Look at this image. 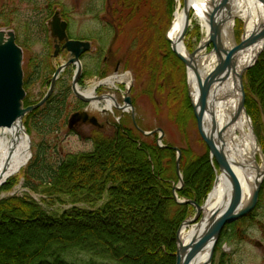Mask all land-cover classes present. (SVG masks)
Returning <instances> with one entry per match:
<instances>
[{
	"label": "trees",
	"instance_id": "trees-1",
	"mask_svg": "<svg viewBox=\"0 0 264 264\" xmlns=\"http://www.w3.org/2000/svg\"><path fill=\"white\" fill-rule=\"evenodd\" d=\"M36 1L0 0V26L11 24L10 15L22 3ZM174 1L117 0L111 22L103 25L105 38L115 41L123 26L146 7L151 11L147 25L154 28L158 8L166 5L172 11ZM144 28L147 26H140V36ZM152 33L148 42L139 40L138 35L133 37L137 43L131 47L126 68L134 70L136 86L149 99L155 114L165 110L169 122L188 144L179 147L184 180L177 190L179 198L203 204L219 166L199 134L203 151L197 152L189 144L197 121L189 96L187 69L173 52L164 29ZM17 41L20 42L18 38ZM106 49V44H98L97 52L102 54ZM46 58L49 57L34 60V64L30 60L24 79L26 89L32 80L45 77L48 66L42 65L47 63ZM244 80L246 110L264 150V48ZM70 96L69 86L62 85L44 106L28 115H41L44 125L40 123L38 128L50 131ZM37 101L26 95L24 104ZM52 103L49 112L42 114L43 108ZM114 126L111 133L97 130L92 134L91 151L68 154L58 161H47L46 156H35L29 161L23 171L25 186L36 190L37 184H46L49 195H69L92 205H75L51 213L31 197L0 198V264H176L177 232L195 207L178 203L174 196L173 188L179 181L175 145L163 138L164 145L160 146L158 134L144 135L135 125ZM16 181V177L9 179L0 191L11 189ZM250 219H254V213L228 224L222 239H243V233L238 236L235 232L237 223L247 225ZM75 252L84 258L71 259Z\"/></svg>",
	"mask_w": 264,
	"mask_h": 264
},
{
	"label": "rangeland",
	"instance_id": "rangeland-1",
	"mask_svg": "<svg viewBox=\"0 0 264 264\" xmlns=\"http://www.w3.org/2000/svg\"><path fill=\"white\" fill-rule=\"evenodd\" d=\"M116 3L117 0H38L36 2L22 3V5L16 8L15 12L10 15L12 20L11 24L2 25L0 26V29L13 30L16 33V37L20 40V42H17L24 52V79L28 72V64L30 63V60L33 62L34 60L38 61L40 58H45L46 56L49 57L48 59L46 58L47 63L42 65L44 68L45 66H48L45 71V77L36 78L35 81L32 80L31 86L27 89L25 88L26 95L36 100L41 99L48 89L45 81L49 79L54 70L69 57V54L64 51L57 57L50 58V53L52 54L54 51L53 42L48 38V34H46V31L44 30V28L47 29V22L51 18L54 10H60L61 13L64 15L66 14L65 17L70 23V35L77 38H94L93 50L83 60V63L86 66V71H92L94 69V66L97 63L95 61L99 55H111L108 53V50L112 48V69L110 70L108 77L117 76V78L113 84H109L108 86L107 83H105L103 86H108L111 95L120 104L123 103L124 94L131 88L130 95L134 103L135 121L138 126L146 131L155 128H162L164 130V139L177 147H186L188 145L187 142L182 138L177 128L169 122L166 111H162L159 115L155 114L149 99L144 96L141 89L136 86L134 70L126 68V60L132 54L131 47L137 43L134 42L133 37L138 35L139 40L143 38L148 42L151 38V34H153L152 32H155L158 29H164V33L167 36L179 0L174 1L175 4L172 11H170V6L167 7L166 5H163L161 10L158 8L156 12L158 21L154 28H149L146 22V19H148V16H150L151 13L150 7L142 8L131 22H128L123 26L122 32L118 33L115 41L112 40V42L105 43L107 44L106 51L102 52V54H98L97 47L99 43L95 38H97L99 31L103 29V25L106 24L105 21L111 22V18H113L112 12L114 13L116 10ZM6 11L9 12L10 8L8 9L7 7ZM114 22H116L115 19ZM143 24L147 26V28H144L145 32L142 31L143 35L140 36V26ZM243 32L244 22L237 18L233 28V39L238 42ZM203 36L204 29L193 12L191 15L189 30L184 38V43L189 52L194 51L198 47ZM25 42L27 43L25 44ZM116 67H118V71H116ZM74 69L75 65L72 66V69L70 68L61 73V78L64 77L65 80L68 78V83H70L74 75ZM99 80V77L89 75L86 77L84 84H82L80 88L82 90H87L97 84ZM96 91L97 88L95 94ZM77 103L75 97L71 95L67 104L63 108L62 115L58 119L54 129L52 128L50 131H43L41 130V127L38 128L40 123L42 126L44 125L41 115L37 114V117L36 115L25 116L24 125L32 142V159L35 158V156H46L47 161H58L66 157L68 154L87 152L94 149L93 141L89 137H84L94 130L93 126H81L80 124L76 126L74 131L70 130L68 127L70 115L78 108ZM53 104L54 103L46 105L43 108L42 114L48 113ZM99 107L101 108L102 106L99 104ZM90 109H92L93 113H99L94 106L90 107ZM107 112L110 114L114 125L120 122L125 123L128 126H134L131 109L122 112L121 110L113 108V110ZM100 120L102 121V119ZM114 125L112 126V129H114ZM112 129H107V133H111ZM198 134L197 129L193 130L189 144L197 152H202L203 146L198 142ZM255 134L261 148L258 160L259 162H262L264 159V150L259 142V137L256 132ZM27 167L28 165L23 171L26 170ZM23 171L18 176H15L17 181L11 189L0 191V198L13 195L31 197L51 213H60L75 205L86 208L91 207V203L83 202L69 195L47 194L45 190L48 185L46 184H37L36 190L30 189L25 186ZM194 214L195 210L190 217H193ZM249 221L250 223L247 225L243 224L241 221L237 223L235 232L238 236H240L238 232H245L243 233V239H240L238 236V238L235 236V238L231 240H223L222 237L219 239L213 256L214 259L211 264L217 263L221 253L226 254V264H264V186L261 200L254 211V219H250ZM71 257L73 260H81L84 258V255L75 252L71 254ZM12 262L13 261H11V263Z\"/></svg>",
	"mask_w": 264,
	"mask_h": 264
},
{
	"label": "water",
	"instance_id": "water-1",
	"mask_svg": "<svg viewBox=\"0 0 264 264\" xmlns=\"http://www.w3.org/2000/svg\"><path fill=\"white\" fill-rule=\"evenodd\" d=\"M226 1L227 0H223L221 4L216 7L215 10L210 14V30L208 40L204 44L203 42H200L198 47L194 51L189 52L188 57L183 54L177 46H174L172 44L167 34V39L171 42V48L176 56L185 64L187 68V74L188 70L191 69L195 77L197 97L195 98L193 95L189 76L188 90L197 121V129L199 135L208 147L210 157L218 164L219 170L225 171L228 174L232 189L231 200L228 208L225 210H221L220 208L214 210L204 223L207 199L203 204H199L195 200L180 199L177 195V190L182 188L184 180L180 171L181 149L177 146L173 147L177 151V172L180 178V186L175 185L173 188L175 199L178 203L191 204L196 208L195 215L192 218L186 219L177 232L176 264H191V262L195 260V258L200 253H202L209 245H211V252L209 261L206 264H211L215 248L219 242L220 236L225 226L248 215L256 208L259 202L260 192L264 181L263 172L249 201L246 205L241 206L243 199L241 180L239 179L233 168L234 164L231 162V159L227 155L225 149V141L223 138V130L217 124L211 108L215 86L217 84L225 82L229 79V77L236 75L240 53L249 46H252L259 42L262 43V50L264 47V23H262L248 37H245L244 30L240 42H237L234 39V44L231 47L224 46L221 38V20L218 11L224 7ZM260 1L264 3V0ZM184 9L186 13V20L184 28L179 37L180 43L184 41L191 23L190 9L186 0H184ZM48 26L50 34L54 39L59 42L64 41L61 47L60 45L55 46L54 56H58L60 48H62V50H67L69 52V59L66 63L61 64L56 69L52 77L50 88L48 89L44 97H42L36 104H32L29 106H24L26 91L24 88L23 49L17 44L16 33L13 30L0 29V127H11L13 126V124L19 123L24 128L27 134L30 147L32 146V142L29 134L25 129L24 118L27 114L40 108L47 102L54 91L57 78L68 65L76 64L77 66L72 83L73 93L82 101L87 102L90 100L89 97H87L79 90L78 80L82 74V63L80 57L85 52L91 50V43L89 41L70 39L68 37L66 31L68 23L66 20L62 19L59 10H55L51 19L48 21ZM209 46H212L211 52L215 54L217 63L213 70L206 75L202 72L199 65L198 55L201 50L207 49ZM256 60L252 63V65L255 64ZM252 65L243 69L238 74L241 98L239 101L237 113L234 115L232 120H236L239 115L245 112L247 117L250 119L251 130L255 138L257 139L251 117L246 110V91L244 77L246 71ZM101 98H97L98 101H100ZM115 107L121 110L130 108L132 111L133 121L136 124L134 105L132 97L130 95V90L126 92L124 104L119 105L116 103ZM207 114H211L210 124H208L206 120ZM88 119L94 125H99L97 118L90 117L86 112H75L71 115L69 128L72 129L79 121H87ZM136 127L139 128L137 124ZM141 132L144 135H153L155 133H159L158 141L160 142L164 136V130L162 128H155L151 131H145L141 129ZM32 155L33 154L31 153V157ZM217 176L214 185L216 183ZM6 182L7 181L1 183L0 187ZM194 225H196L198 230L193 234L189 242L183 241L181 239L182 228L184 226L187 228Z\"/></svg>",
	"mask_w": 264,
	"mask_h": 264
},
{
	"label": "bare ground",
	"instance_id": "bare-ground-1",
	"mask_svg": "<svg viewBox=\"0 0 264 264\" xmlns=\"http://www.w3.org/2000/svg\"><path fill=\"white\" fill-rule=\"evenodd\" d=\"M189 9L194 12L195 17L204 29L202 38L203 44L208 40L210 30V14L218 7L223 0H186ZM221 20V38L224 46L231 47L234 44L233 28L237 18L244 22L245 37H248L262 23H264V3L260 0H227L224 7L218 11ZM186 13L184 0H179L174 18L167 32L169 39L174 46H177L187 57L189 51L184 41L179 42V37L184 28ZM262 50V43L259 42L244 49L238 58L237 73L228 80L217 84L213 91L212 112L217 124L223 130L225 149L227 155L234 164L233 168L241 180L243 199L241 206L249 201L258 180L264 172V159L259 162L258 155L261 148L255 138L250 119L243 112L236 120H232L237 113L241 98L238 74L258 58ZM209 51V52H207ZM199 65L204 74L210 73L217 63L216 56L211 50L203 49L199 55ZM190 85L193 95L197 96L195 77L191 69L188 70ZM117 76L105 80L113 84ZM85 94L94 95V86L84 90ZM94 105L98 107L97 103ZM114 98H108L106 107L109 110L115 108ZM207 123H211V114L206 116ZM31 147L24 128L15 123L11 127H0V185L4 181L18 176L28 165L31 157ZM231 183L225 171H219L216 183L207 197L205 207V221L211 213L220 208H228L231 200ZM204 227V225H203ZM202 229V228H201ZM198 230L196 225L181 231V239L189 242L193 234ZM211 245L200 253L191 264H206L209 261Z\"/></svg>",
	"mask_w": 264,
	"mask_h": 264
},
{
	"label": "flooded vegetation",
	"instance_id": "flooded-vegetation-1",
	"mask_svg": "<svg viewBox=\"0 0 264 264\" xmlns=\"http://www.w3.org/2000/svg\"><path fill=\"white\" fill-rule=\"evenodd\" d=\"M61 16H62V18L63 19H65L66 21H67V23H68V26H67V35H68V37L70 38V39H78V40H83V41H89L90 43H91V50L90 51H88V52H86V53H84V54H82L81 55V57H80V59H81V63H82V74H81V77L79 78V80H78V86L80 87L82 84H84V82H85V79H86V77L87 76H89V75H93V76H96V77H99L100 78V83H97V84H95V85H93L94 86V95H88V94H85V93H83V94H85L87 97H89L90 98V100L89 101H87V102H85V101H82V100H80L78 97H76L75 96V94L73 93V89H72V83H73V77H72V79H71V82L70 83H68V78H67V80H65V78L63 77V78H61L62 77V74L59 76V78L56 80V84H55V88H54V92H53V95L54 94H56V93H58L59 91H60V87L62 86V85H64L66 88L69 86V88H70V91H71V95L72 96H74L75 97V99H76V101L78 102L77 104H78V108L73 112V113H75V112H86L90 117H95V118H97V120H98V122H99V125L97 126V125H94L93 123H91L90 122V120L88 119L87 121H83V120H81V121H79L76 125H75V127H73L72 129H70V130H72V131H74L75 130V128H76V126H78V125H80L81 124V126L82 125H90V126H93V131L91 132V133H89V134H87V135H85L84 137H89V138H91L92 137V134L95 132V131H97V130H100V131H102V132H105V133H107V129H112V126L114 125L113 124V122H112V119H111V116H110V114H108V112L107 111H109V110H107V107H106V103H107V100H108V98H111V97H113L112 95H111V92H110V90H109V88H108V86H109V83L108 82H106L105 80H107L108 79V74H109V72H110V70L112 69V48H110L109 50H108V53L109 54H111V55H109V56H102V57H100V56H98L97 57V59H96V61L95 62H97L96 63V65L94 66V69L92 70V71H86V66L84 65V63H83V60L86 58V56L88 55V54H90V52H92V50H93V47H94V38L92 37V38H77V37H73L72 35H70V30H69V27H70V23H69V21L66 19V18H64V16H63V14H61ZM105 26V25H104ZM47 27V29L45 30L46 31V34H48V38L53 42L52 44H53V46L55 47V45H60V47L63 45V43H64V41H62V42H59V41H57L56 39H54L52 36H51V34H50V32H49V29H48V26H46ZM105 34H106V31H105V28H103V29H101L100 31H99V33L97 34V38H95V39H97V41H98V43L99 44H105V43H107V42H112V39H106L105 38ZM109 44V43H108ZM107 45V44H106ZM61 53L62 52H64V51H60ZM102 58V59H101ZM68 61V59L64 62V63H66ZM99 65H101V66H99ZM72 66H73V64H70V65H68L65 69H64V71L63 72H65L66 70H68V69H72ZM99 66V67H98ZM76 65H75V69H74V72H75V70H76ZM118 68V67H117ZM57 69V68H56ZM56 69L54 70V72L52 73V76L49 78V79H47L45 82V84L48 86V89L50 88V85H51V83H52V77H53V75H54V73H55V71H56ZM62 72V73H63ZM105 83H107V87H105V86H103V85H105ZM92 86V87H93ZM96 88H97V91H96V94H95V90H96ZM48 89H47V91H48ZM46 91V92H47ZM71 97V96H70ZM69 97V98H70ZM101 97H103V98H101ZM97 98H101V101L99 102V104L102 106L101 108L98 106V107H96L95 105H94V102L95 101H97ZM98 104V105H99ZM98 110V112L99 113H93L92 112V109H90V107H93V106ZM72 113V114H73ZM71 114V115H72ZM71 115H70V118H71ZM70 118H69V120H68V124H69V121H70ZM100 119H102V121L100 120ZM104 119V120H103ZM263 186H264V184H263ZM262 194H263V187H262V189H261V194H260V199H259V202H260V200H261V197H262ZM258 205H259V203H258ZM258 205H257V207H258ZM256 207V208H257ZM255 211V210H254ZM254 211L253 212H251L250 214H252V213H254ZM249 214V215H250ZM240 235L242 234L241 232H238ZM243 233H245V232H243ZM241 237H243V236H241ZM244 238V237H243ZM217 252H218V250H217ZM223 255H224V253H221V255H220V258H218V261H217V263L216 264H226V257L223 259ZM226 255V254H225ZM213 259H214V257H213ZM213 261V260H212Z\"/></svg>",
	"mask_w": 264,
	"mask_h": 264
}]
</instances>
